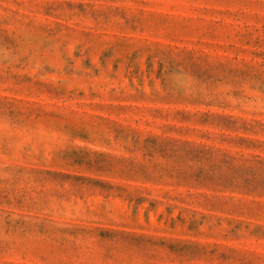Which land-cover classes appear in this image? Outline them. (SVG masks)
Returning <instances> with one entry per match:
<instances>
[{"label":"rangeland","instance_id":"obj_1","mask_svg":"<svg viewBox=\"0 0 264 264\" xmlns=\"http://www.w3.org/2000/svg\"><path fill=\"white\" fill-rule=\"evenodd\" d=\"M0 264H264V0H0Z\"/></svg>","mask_w":264,"mask_h":264}]
</instances>
